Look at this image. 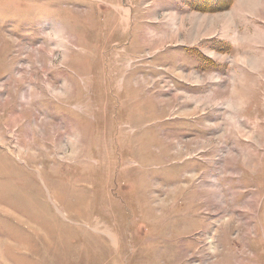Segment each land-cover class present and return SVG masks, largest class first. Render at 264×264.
<instances>
[{"label": "rangeland", "instance_id": "rangeland-1", "mask_svg": "<svg viewBox=\"0 0 264 264\" xmlns=\"http://www.w3.org/2000/svg\"><path fill=\"white\" fill-rule=\"evenodd\" d=\"M0 264H264V0H0Z\"/></svg>", "mask_w": 264, "mask_h": 264}, {"label": "bare ground", "instance_id": "bare-ground-1", "mask_svg": "<svg viewBox=\"0 0 264 264\" xmlns=\"http://www.w3.org/2000/svg\"><path fill=\"white\" fill-rule=\"evenodd\" d=\"M69 237V236H68Z\"/></svg>", "mask_w": 264, "mask_h": 264}]
</instances>
